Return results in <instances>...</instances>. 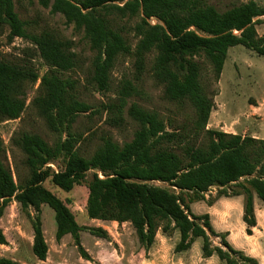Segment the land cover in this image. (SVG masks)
<instances>
[{
	"label": "trees",
	"instance_id": "1",
	"mask_svg": "<svg viewBox=\"0 0 264 264\" xmlns=\"http://www.w3.org/2000/svg\"><path fill=\"white\" fill-rule=\"evenodd\" d=\"M61 14L68 24L83 30L94 53L87 83L97 91L108 93L112 73L120 58L130 57L133 78L121 80L117 103L103 104L100 110L76 100L75 82L61 78L59 71L77 67V56L67 52L63 42L48 32L28 33V23L15 10V0H0V24L10 28V36L33 42L51 71L44 74L39 95L32 105L48 128L60 136L50 145L41 136L22 132L13 143L25 155L29 176L18 185L3 162L4 145L0 139V220L11 202L27 211L39 213L43 205L55 213L56 239L70 235L82 257L91 258L81 242L83 231L108 239L101 228H85L78 224L67 204L44 187L50 179L59 190L70 192L86 182L87 214L91 220L130 223L138 241L148 251L159 231L172 236L180 233L176 253L189 250L197 238L203 240V257L217 255L225 264H259L255 258L234 249L227 234L214 231L208 214L197 216L191 204L206 201V193L217 188V198L243 196V221L247 234L257 226L254 199L264 202V139L221 130L207 129L214 102L202 83L203 68L197 58L212 67L218 82L222 76L229 49L242 45L264 56V38L259 37L256 19L264 17V8L255 1L236 5L224 12L206 0H29ZM129 27L137 39L135 46L123 35ZM156 21V23H154ZM149 57L153 58L147 69ZM150 74L162 86L164 98L172 103L190 104L195 111L194 128L204 133L198 146L184 148L185 161L166 144L178 140L179 134L168 131L165 122L133 102L139 95L138 83ZM39 80L34 69H23L0 60V121L18 120L27 108L26 94ZM137 83V84H136ZM107 112L108 123L121 127L125 112L139 125L134 138L123 145L105 135L101 145L87 157L77 147L82 136L73 132V125L82 113ZM61 162L54 171L51 164ZM92 178L87 182V175ZM160 183L161 185H156ZM209 205L213 201H208ZM33 252L40 261L48 257L43 225L38 215L33 220ZM212 237H219L222 246H214ZM7 243L0 228V245ZM0 264H19L0 257Z\"/></svg>",
	"mask_w": 264,
	"mask_h": 264
},
{
	"label": "rangeland",
	"instance_id": "2",
	"mask_svg": "<svg viewBox=\"0 0 264 264\" xmlns=\"http://www.w3.org/2000/svg\"><path fill=\"white\" fill-rule=\"evenodd\" d=\"M249 1H255L264 8V0H206L209 5L215 6L221 12ZM15 10L19 17L28 23V33L40 35L42 32H48L52 38L64 43L67 52L77 56V67L58 73L61 78L75 82L73 94L76 100L92 106V111L95 112L100 110L103 104L119 101L116 92L121 80L133 78L134 68L130 57L119 59L112 73L110 92H99L87 83L94 53L83 30L68 24L63 15L53 14L50 9L43 8L36 1L15 0ZM126 21L127 19L121 22L120 27L126 28L123 35L135 46L137 39L129 28L134 21L131 23ZM255 21L259 37L264 38V17ZM0 60L23 69H34L39 77L37 83L27 91V108L22 117L18 120L0 121V139L4 145L3 162L11 170L16 183L23 185L29 176V171L24 165V153L13 143L14 136L22 132L37 134L50 145H54L60 138L66 140L68 134L64 132L60 136L52 132L32 105L39 95L42 76L51 71L42 59L37 46L30 40L11 37L9 26L0 24ZM197 60L203 68L202 83L214 102L207 129L264 139V56L242 45L230 48L218 82L213 76L209 62L203 58ZM152 61L153 58L149 57L147 69L151 68ZM137 87L140 91L139 95H134L126 101V110L135 102L145 110L157 113L165 122L168 131L179 134L178 140L166 144V148L178 153L186 162L184 148L198 146L204 141V133L194 128L193 107L188 103L177 104L166 100L162 86L157 85L150 74H147ZM92 111L80 114L73 125V132L83 137V141L77 147L81 148L87 157H90L101 145L103 136L109 135L119 145H123L130 142L139 129V125L128 116L127 112L124 115L125 123L121 127H115L108 123L107 112L99 111L92 114ZM50 167L54 171H60L62 164L56 162ZM91 178L92 173H89L87 182ZM43 185L67 204L79 225L85 228L101 227L108 232V239H101L93 236L89 231H83L82 246L91 258L86 260L70 235L64 236L60 242L57 241V224L52 209L43 205L39 213L33 207L24 211L16 201H13L0 220V228L7 240L5 245H0L1 258L19 264H141L145 259L150 261L152 256L149 255V251L141 252L143 247L130 223L103 222L88 217L86 182L75 186L70 192L59 190L50 179ZM217 194L218 189L211 188L206 193L209 196L208 201H214ZM38 215L49 248L45 261L38 260L33 252V220ZM211 240L214 246H222L221 238L212 237ZM201 244L202 239H199V248Z\"/></svg>",
	"mask_w": 264,
	"mask_h": 264
},
{
	"label": "crops",
	"instance_id": "3",
	"mask_svg": "<svg viewBox=\"0 0 264 264\" xmlns=\"http://www.w3.org/2000/svg\"><path fill=\"white\" fill-rule=\"evenodd\" d=\"M223 132L231 134V132ZM208 198L209 196L206 195V201L191 204L192 213L197 216L208 214L216 233L227 234V241L234 249L255 258L259 264H264V202L257 197L254 199L257 226L252 229L253 234L248 235L247 226L243 221L245 204L243 196L216 198L212 205L208 204ZM180 238L178 230L170 237L159 231L153 246L148 250L149 255L152 256L150 261L145 259L141 264H156V262L158 264H225L217 255L207 259L203 257V240L201 247H198V240L202 238H197L189 250L176 253L175 248ZM141 252L147 251L142 249Z\"/></svg>",
	"mask_w": 264,
	"mask_h": 264
}]
</instances>
